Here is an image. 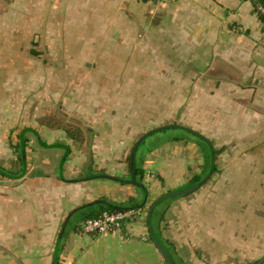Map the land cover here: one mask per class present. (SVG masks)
Returning a JSON list of instances; mask_svg holds the SVG:
<instances>
[{
	"label": "crops",
	"instance_id": "0c3cea01",
	"mask_svg": "<svg viewBox=\"0 0 264 264\" xmlns=\"http://www.w3.org/2000/svg\"><path fill=\"white\" fill-rule=\"evenodd\" d=\"M71 1L98 3L97 0ZM26 5H29L30 15L37 16L35 13L41 12L36 7L38 0H0V264H166L149 239L146 222L149 206L135 211L132 220L122 227L104 234H85L81 228L88 211L79 209L84 204L101 198L113 203L144 198L138 186L114 179H125L128 175L130 152L125 149L131 141L118 140L113 148L105 142L104 145L96 142L88 147L86 156L75 150L71 140L65 137L44 140L56 131L47 120L42 125L22 124L16 129L18 117L25 116L29 106L38 101L37 97L29 98L20 93H30L39 82V78L26 69L30 61H24L21 55L31 44L29 38L35 27L22 24L20 18L12 23L5 19L15 17L12 10L24 11ZM255 5V0H128L126 10L119 15L116 13L117 20L123 21L126 30H133H128L131 34L135 27L142 25L146 40L128 46L126 59L121 58L122 50L118 46L111 47L109 66L118 69L125 64L132 68V74L135 68L138 71L152 66L174 69L175 80L181 82V69H191L190 79L196 92L204 85V91L196 95H206L208 103H212L207 106L208 115L214 116L220 104L224 115H228L223 132L228 133L230 141L238 140L246 148H261L264 145V24ZM109 15L113 20L114 16ZM87 26V17L79 16L77 26H67L62 33H57L63 38L57 46L79 57L98 51L102 43L96 37L102 29L95 24L92 28ZM50 29L52 32L47 33L52 42L49 51L56 45L55 27ZM152 34L157 35V40ZM29 50L36 55L35 50ZM11 53L15 55L10 57ZM55 76L54 70L46 76V83L52 84L48 89L52 91ZM141 77H126L132 86L125 94L126 101L123 97L120 100L116 90L111 99L112 111L116 110L115 120L125 113L132 117L150 115L148 87L144 86L149 82L144 78L139 80ZM175 80L165 76L164 82L175 83ZM170 94L168 98L173 95V101L181 99L177 86L172 87ZM160 96L163 101H158V109L168 108L176 114L181 106L175 108V103L167 106L163 103L167 96ZM49 100L47 95V103ZM60 102L65 106L72 100L68 96V100L64 98ZM217 123L214 121V125ZM120 127L116 125L115 131L119 132ZM30 132L37 133L44 146L61 144L69 148L62 175L46 172L34 164L38 160L50 165L52 160L32 148ZM146 152L139 156L142 167H146L141 162L144 158L147 166L150 162L146 158L150 153ZM35 169L41 170L43 175L32 177ZM94 174L109 177L80 180ZM149 180V176H144L143 183L147 185ZM151 183L157 187L156 183ZM181 183L176 182L166 190L158 184L156 193L161 195L180 188ZM148 190L151 199L155 192L150 187ZM230 192L201 186L173 199L162 209L163 216L157 222L159 235L178 264H233L232 261L239 259L240 247L232 249V245L245 244L246 240L239 238L235 243L232 238Z\"/></svg>",
	"mask_w": 264,
	"mask_h": 264
},
{
	"label": "rangeland",
	"instance_id": "374dc122",
	"mask_svg": "<svg viewBox=\"0 0 264 264\" xmlns=\"http://www.w3.org/2000/svg\"><path fill=\"white\" fill-rule=\"evenodd\" d=\"M97 1V4H88L74 3L71 0H38L36 7L41 12L35 13L37 16L30 15L29 5H26L24 11L12 10L15 17L5 19V22L12 23L14 19L18 20L20 18L19 22L22 24L35 27L32 36L29 38L31 44L24 52H21V55L23 60L30 61L28 65L26 64V69L31 75L37 76L39 82L36 86H33L34 89L30 90V93L25 91L20 93L29 98L31 96L37 97L38 101H36V104L29 106L30 108L26 111L25 116L21 114L22 116L18 117L15 122L16 129L18 125L22 124L42 125L47 120L52 123L51 125L56 131L52 134V137H44V140L53 141L65 137L71 140V145L75 150L88 156V147L95 145L96 142L103 145L105 142L109 148H113L118 145V140L124 141V139H127L131 141L130 146L125 149L129 153L132 144L135 145L136 141L148 131L174 124L189 127L209 139L215 148L224 147L215 157L214 173L212 175L210 173L205 180L206 182L204 181L205 183L201 186L202 189L217 188L231 191L229 223H232V238L235 243L239 238L245 237L246 240L244 241L245 244L242 242L232 245V249L240 247L241 253L239 259L235 262L232 261V263L252 264L264 257V145L261 148L254 149L246 148L238 140L230 141L227 137L228 133L225 135L223 132V123L228 115H224L225 110L221 104L216 107L214 116L208 115L207 106L212 103H208L206 95H196L197 92L204 91V85L196 92L195 84L190 79L191 69H185V71L181 69V75H183L181 82L178 79L175 80L176 72L174 69L152 66L138 71L135 68V74H132V68H127L125 64L118 67V69L111 68L109 66L112 56L111 47L117 48L116 46H118L122 50V52L120 51L121 58L126 59L129 54L128 46L137 44V42L141 43L146 40V37L142 25L135 27L134 33L131 34L132 32L129 31L133 30H126L127 27L122 25L123 21L117 20L118 15L126 10L125 3L128 0ZM8 11L11 12V10ZM109 14L114 16L113 20H111ZM24 16L26 18L21 20ZM79 16L87 17V27L92 28L95 24V27H101L102 29L100 35L96 37L102 43L101 48L95 52H87L83 57H79L72 51H62L57 46L63 41L61 34L57 33H62L67 26H77ZM52 26L56 30L53 35L56 45L53 50L49 51L48 47L52 42L48 40L47 33L52 32L50 29ZM23 29L25 28L23 27ZM152 38L157 40V35L152 34ZM78 45L81 46L82 44L78 43ZM29 49L35 50L36 55L33 56ZM14 55L15 53H11L10 57ZM7 70L11 69L7 68ZM52 70L56 75L53 91L48 89L52 88V84L46 83V76ZM127 76H134L137 79L142 76L139 80L144 78L149 82L144 85L148 87L147 93L149 95H146L150 99L149 116L132 117V115L125 113L124 115H118V120H115L114 111L116 110L112 111L114 104L111 99L118 90L120 100L123 97L126 101L127 96L125 94H128L132 88L127 82ZM165 76L174 79L175 83L174 81L172 83L164 82ZM175 86L181 93V99L173 101V95L170 99L168 97L172 87ZM47 95H49L52 102L49 100L47 103ZM160 95L167 96L166 102H163L167 106L174 105V103L175 108L181 106L180 109L177 108L176 114L168 108L165 111L162 110L163 108L158 109V101L159 103L163 101H160ZM68 96L72 100L71 104L68 105L67 102L65 106H62L60 101H63L64 98L68 100ZM130 97L132 98V92ZM214 121H218V123L214 125ZM116 125L122 126L119 132L115 131ZM126 127H128V131L125 129ZM10 134L14 136L15 132ZM37 135V133H29L32 148L41 152V156L50 157L52 163L46 165L42 161L35 160L34 164L40 166L46 172L55 171L59 175L63 174L62 159L66 147H62L61 144L44 146ZM174 136L186 138L173 141L171 139ZM21 143L19 152L22 156L23 145ZM91 151L92 149H90ZM145 151L150 153L146 157L150 162L147 166L145 158L141 161L143 165H146V167H143V179L144 176L150 177L147 185H145L147 189L150 187V190L155 192L153 198L149 199L148 190L146 206H149L153 200L160 196L156 193L158 184L162 190L172 187L179 181L180 183L183 181L181 183L183 186L177 189L189 187L188 181L191 177L201 174L205 168L204 162H206V159L201 151V143L183 129L170 128L148 135L138 148L137 159ZM98 175L102 174L85 177ZM127 177L124 178L127 179ZM151 182L156 183L157 187ZM182 195L168 197L160 201L156 208L163 209L170 201ZM146 209L147 207L145 211ZM225 220L227 221V217ZM238 235L240 237H237ZM233 253L238 254V251Z\"/></svg>",
	"mask_w": 264,
	"mask_h": 264
},
{
	"label": "trees",
	"instance_id": "16d2710c",
	"mask_svg": "<svg viewBox=\"0 0 264 264\" xmlns=\"http://www.w3.org/2000/svg\"><path fill=\"white\" fill-rule=\"evenodd\" d=\"M259 3L264 6V0H255L256 10H257V5ZM257 13H258L259 18L262 20V22L264 24V16L261 15L258 11H257ZM179 126H181V125H179ZM178 128L179 129H183L187 133H190L193 137L197 138V140L201 143V151H202L203 157L206 159V162H204V166H205L204 171L201 174L194 175L188 181V186H192L195 183H198L201 179H203L209 172L211 173V175L214 173V171H215V157L217 156V154H219L224 149V147L222 146V147H220L218 149L215 148L212 145V143H211V141L209 139H207L206 137L199 138L195 134L196 131L190 129L189 127L181 126V127H178ZM145 138H143V140ZM184 138H186V137L174 136V137H172L171 140L177 141V140H182ZM143 140L141 141V143L143 142ZM140 144H139V146H140ZM139 146H138V148H139ZM132 148H131V151H132ZM131 151H130L129 155L127 156V162H128V165H129V169H130V154H131ZM137 151H138V149H137ZM20 160H21V157H20ZM135 170H136V180L138 182H140V183H143L144 169L142 167V164L140 163V158L137 159V152H136ZM129 177H130V173L128 171L127 179H129ZM127 179H121L120 181L126 183L125 180H127ZM138 188L140 190H142L143 193H144V198H142V200H140V201H135L133 198H129L124 203H113V202H110V201H106V199H104V198H101V199H98L96 201L84 204L79 209H81V208L82 209L83 208L84 209L85 208L88 209V211H87V213L85 215L86 219L87 218H91V217H96V216H98L99 214H101L104 211L116 212V211H127V210H131V209L137 211V210L145 207V205H146V201H145L146 199L145 198L148 195V189H147V187H146V185L144 183L142 184V187L138 186ZM172 190H175V189H172ZM172 190H169V191H172ZM169 191H167V192H169ZM184 195H187V194H183L182 196H184ZM155 200H153V202L149 205L148 210L151 207V205L154 203ZM156 205L154 206V209H153L152 214H151L150 224L152 226V229H153L154 233L159 234V229H158V226H157V222H159L160 219L162 218L164 210H162L159 207L156 208ZM127 222H130V219L122 220L120 226L122 227L124 225V223H127ZM146 222H147V226H148V221H146ZM149 239H150V236H149ZM160 239H161V237H160ZM162 243H163V241H162ZM165 248H166L167 252L169 253L170 257L173 259V261L176 264H178L177 261L174 259L173 254L169 251V249L167 247H165ZM56 262H57V259H56ZM165 263L168 264L166 261H165ZM254 263H252V264H254ZM54 264H56V263H54Z\"/></svg>",
	"mask_w": 264,
	"mask_h": 264
},
{
	"label": "water",
	"instance_id": "95a60500",
	"mask_svg": "<svg viewBox=\"0 0 264 264\" xmlns=\"http://www.w3.org/2000/svg\"><path fill=\"white\" fill-rule=\"evenodd\" d=\"M178 127H181V126H179V125H167V126L158 127V128H155V129H153L151 131H148L147 133L142 135L136 141V143H135V145H134V147H133V149L131 151V154H130V169H129L130 177H129V179L125 180L126 183L142 187L143 183H140V182H138L136 180L135 165H136V152H137L138 146L141 143V141L143 140V138L147 137L148 135H150V134H152L154 132H158V131L165 130V129H170V128H178ZM195 134L199 138H204V136L201 135L198 132H195ZM51 146H56V145H51ZM59 146H61V145H59ZM64 148H65V154H64V157L62 159V164H63L65 158L67 157L68 153H69V148L67 146H64ZM35 175H43V172L41 170L35 169V170H33L31 172V176L33 177ZM209 175H210V172L202 180H200L198 183H196L193 186H189V187L182 188V189H175V190H172V191H169V192H166V193L160 195L154 201V203L151 205V207L148 210V213H147L148 226H147V228H148V233H149L151 242L155 246V248L157 249V252L162 257V259L164 261H166L168 264H176V263L173 261V259L170 257L169 253L167 252L164 244L162 243V241L160 239V235L154 233V231L152 229V226L150 224L151 214H152V211L154 209V206L156 204H158L160 201H162V200H164V199H166L168 197H171V196H174V195H178V194H188V193L194 192L196 189H198L204 183V181L208 178ZM95 177H101L102 178V177H109V176L102 174V175H98V176H95ZM87 178H90V177H84V178H81L80 180L87 179ZM112 178H114V177H112ZM114 179H116L117 181L121 180L119 178H114ZM263 262H264V257L258 259L254 264H262Z\"/></svg>",
	"mask_w": 264,
	"mask_h": 264
},
{
	"label": "built area",
	"instance_id": "2783aa9c",
	"mask_svg": "<svg viewBox=\"0 0 264 264\" xmlns=\"http://www.w3.org/2000/svg\"><path fill=\"white\" fill-rule=\"evenodd\" d=\"M257 11L264 16V6L257 5ZM135 210L109 212L104 211L96 217L87 218L82 224V231L85 234H104L110 230L120 227L124 219L132 220Z\"/></svg>",
	"mask_w": 264,
	"mask_h": 264
}]
</instances>
